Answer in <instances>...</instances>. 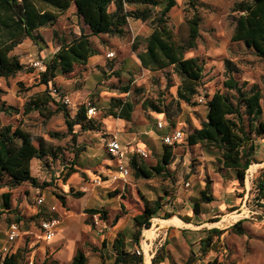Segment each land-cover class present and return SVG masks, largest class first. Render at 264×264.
Masks as SVG:
<instances>
[{
    "label": "trees",
    "instance_id": "trees-1",
    "mask_svg": "<svg viewBox=\"0 0 264 264\" xmlns=\"http://www.w3.org/2000/svg\"><path fill=\"white\" fill-rule=\"evenodd\" d=\"M177 5V0H0V78L9 79L18 73L26 71L14 50L26 39H31L36 44L43 41L39 33L42 28L55 26L60 17L75 6V14L83 27L80 34L75 32L58 33L54 36L59 44V49L49 63L46 71L39 73L38 83L29 87L45 85L47 89L29 98L23 106V114L28 115L38 112L42 117H51L62 114L69 132L76 141L74 133L76 126L81 132L100 131L103 123L97 118L88 117V106L82 104L75 115L69 105L64 103L65 96L55 94V80L59 75L68 76L75 72L79 66H87L92 57L101 54L99 47L93 42L92 37L108 35L124 39L129 35L130 20L149 23L152 31L143 39L144 48L137 53L143 68L151 72H164L172 69L179 78L176 97L167 102L166 99H145L142 108L157 114H164L171 126H176V116L181 112V103L188 106L199 104L197 97L204 78L205 61L199 56L188 58L186 54L197 47L200 38L202 17L196 11L186 20L187 37L178 40L169 23V13ZM114 10L111 11V7ZM162 9L157 10L158 8ZM232 12L234 14V30L231 36L232 43H243L253 50L254 54L264 60V0H237ZM140 45L134 43L133 51H138ZM116 57L112 58L115 60ZM116 63L111 66L115 71ZM118 69V68H117ZM229 77L224 81V91H216L208 97L204 104L207 106V120L202 122L200 129H194L186 139L187 145L217 151V162L222 169L232 170L241 185H244L247 170L255 162L256 142L264 139L263 119V92L256 83L250 85L248 81L241 82L234 74L238 73L237 67L230 61L226 63ZM120 70V69H118ZM29 72H34L30 69ZM118 77L119 72H115ZM20 85H22L20 83ZM132 86L126 85L120 89L126 97H112L109 106L104 110L103 117L112 116L125 121L133 120L136 103L130 99ZM143 92V89H142ZM5 91L0 88V114L13 116L19 114L20 109L7 105L1 96ZM198 102V103H197ZM93 106L95 102H90ZM54 106V107H53ZM175 148L164 145L163 156L155 165L148 164L145 159L133 156L130 169L135 179L150 180L155 177H170L168 167L174 162ZM84 149L75 153L74 165L71 166L63 177V184H67L70 177L78 172L76 167ZM51 154L55 155L52 148L46 147L43 142L36 145L29 132L12 124L0 126V181L8 177L10 186L15 188L25 183H30L36 188H47L51 183L40 184L32 174V162L42 160ZM255 185L260 197L264 198V169L257 178ZM118 194V192L116 193ZM169 195V192H166ZM76 196L81 193H75ZM4 208L11 210V194L4 193ZM63 205L65 197H58ZM163 197L157 200H143L144 207L134 217V234L132 243L137 247L133 251L126 249L123 233H118L113 241L115 261L113 264H145V255L137 253L141 250V241L144 230L151 229L152 220L158 217L163 209ZM215 201L212 190V181L208 180L204 190L200 191L199 198L194 203L195 214L201 213L203 204ZM234 208L232 210H236ZM94 216L100 215L102 221L109 220L106 210H90ZM171 214L163 219L170 218ZM38 216L32 217L37 219ZM49 218V217H46ZM189 221V217H183ZM119 216H116L114 223ZM18 222L23 220L17 217ZM244 221L241 220L231 227L237 235L244 234ZM207 236L201 240V252L207 254L215 250L224 231L210 229ZM219 240V241H218ZM27 250L18 249L15 253L8 254L3 259V264H24ZM104 264V256H101ZM166 257L159 252L152 259V264L165 262ZM44 264H47V260ZM49 264V263H48ZM71 264H88V258L83 250H79Z\"/></svg>",
    "mask_w": 264,
    "mask_h": 264
},
{
    "label": "rangeland",
    "instance_id": "rangeland-1",
    "mask_svg": "<svg viewBox=\"0 0 264 264\" xmlns=\"http://www.w3.org/2000/svg\"><path fill=\"white\" fill-rule=\"evenodd\" d=\"M235 1L237 0H177V5L168 15L169 23L178 40H183L187 37L186 20L192 17L196 11L203 19L197 47L186 54L188 58L199 56L205 61L204 78L199 89L200 96L207 99L216 91H224V81L229 77L226 63L230 61L239 70L238 73L234 74L238 80L241 82L248 81L250 85L256 83L260 86L263 92L264 119V60L257 57L253 50L247 48L243 43L231 42L234 30L232 8ZM162 8L160 7L157 10ZM113 10L114 6L111 7V11ZM150 28L149 23L132 19L129 22V35L124 39L108 35L92 37L93 42L101 50L99 58L91 60L88 66L77 67L73 74L59 78V80L61 79L60 82L55 85L60 97L63 95L70 98L72 104L69 107L73 116L82 104L95 102V106L102 111V117L110 99L112 97H126L127 95L121 94L120 89L130 84L132 86L130 99L136 103L135 110L139 113L134 127H141L146 122L142 108V102L145 99H158L161 97V99L170 102L174 96L176 97L180 80L172 69H167L164 72H148L143 70L138 62L137 53L143 50V39L151 33ZM82 29L86 28L83 27L75 12H73V8L70 9L60 17L55 26L42 28L39 31L44 41H39L36 45L34 41L26 39L14 50L12 54L17 55L21 62L27 66L26 71L18 73L13 78H0V88L5 91V94L1 96L2 101L6 102L7 105H13L20 109L19 114H14L11 117L0 114V126L12 124L14 127H21L31 134L36 145L41 141L46 147L52 148L55 152V155L51 154L42 160L35 159L32 162L33 176L38 179L40 184L51 183L52 186L38 188L37 193L36 187H33L30 183L13 188L10 186L8 177L0 181V249L5 243L9 226L18 222L17 217L22 219L26 217V220L21 224L22 230L26 227H34L38 232L39 221L27 217L31 209L39 210L36 202L37 198L40 195L48 198L53 195L57 198L59 196L64 197L66 194L63 189L66 188L63 186V177L67 170L74 165L75 153L82 149L85 150L86 146L90 145V140L101 138L100 136L95 138L96 136L93 133L81 134L80 127L76 126L74 133L77 134V137L74 141L62 114H57L50 119L42 117L38 112L28 115L23 114V106L26 101L31 96L47 89L45 85H39L30 91L27 90L37 84L40 77V71L33 63L36 61L49 63L54 53L57 52L58 44L54 31L70 33ZM134 43L140 45L137 52L133 51ZM110 52L114 53L115 60L108 58ZM117 62L120 64V70L115 68V71H112V64ZM30 69H33L34 72H29ZM115 72H119L120 76L114 74ZM181 109L180 113L182 114L176 116V126H171L172 131L178 128L186 134L183 142L179 145L180 147L177 148V174L174 177L177 181L180 180V183H176L173 189L176 193H179L180 197H189L188 193L191 192L192 188L186 184L192 180V178L190 179V173H187L191 169V173L192 171L196 173L193 177L195 186H198L201 180L217 179L218 184H213L215 190L219 192L220 186H222L225 194L230 193L233 195L237 205L227 208L224 213H218L217 215H213V213L214 209L222 204L219 200L205 206V208L203 207L205 215H201L202 228H196V221L193 220L194 217L191 211L188 213L185 211L186 203L177 201V218L174 221L180 220L181 224L187 223L184 227L194 231V233L188 234L187 239L184 237L185 233L180 232L177 234L175 231H171L172 227L168 225L172 222H162L157 218L153 219L151 228L153 231L157 229L155 233L157 232L158 236L152 249L148 248L145 242L143 248L141 247L145 255V264H152V259L158 252L161 256L169 258L161 264H264V198L260 197L258 188L255 185L262 171L258 173L254 170L256 168L248 169L244 185L235 180L230 172L225 171V169L220 168L221 171H219L213 157L204 153L201 148L190 147L186 143L189 133L193 131V128H196L195 125L203 121L206 115L205 104L199 103L197 106H188L181 103ZM155 124L156 120L151 122V127L154 130H156ZM128 129L131 133L136 131L135 128L128 127ZM262 140H257V151L260 158L264 157V141ZM92 144L94 146L93 142ZM150 159H153V157L148 160ZM80 161L83 162V165L88 163L85 155ZM200 166L204 170L200 169ZM208 174L209 176H207ZM139 184L142 185L140 189L144 192H146V188H151L155 193L149 194L151 196L156 194L162 196V189L170 190L173 187L163 177H158L150 182H139ZM4 193L11 194V210L4 208L2 197ZM74 196L76 197V195ZM177 197L176 194L175 200ZM140 200L143 204L141 195L131 196V204L128 209L125 208L126 211L133 215L139 214L142 209ZM188 200H190V197ZM234 208L237 209L232 210ZM253 212L258 214H252ZM183 217H189L190 220L187 221ZM241 220L244 221V234L240 236L234 233L231 227ZM99 221H95V223L97 224ZM188 223H191V225ZM210 229H219L224 233L221 235L220 242L215 250L202 254L201 240L207 236V233L201 234V240V236L197 235L202 233L200 232L202 230L207 231ZM155 233L152 234L155 235ZM28 242L29 238L24 236L23 239H18L13 244L9 243L6 248L9 251L10 246L13 251L15 247L27 250L24 264H31V262L38 264L37 259H31V250L26 245ZM149 260L150 263H147Z\"/></svg>",
    "mask_w": 264,
    "mask_h": 264
},
{
    "label": "crops",
    "instance_id": "crops-1",
    "mask_svg": "<svg viewBox=\"0 0 264 264\" xmlns=\"http://www.w3.org/2000/svg\"><path fill=\"white\" fill-rule=\"evenodd\" d=\"M72 8H73V12H75L76 7L73 6ZM80 32L81 30L75 31V33L77 34H80ZM58 49H59V44L57 50ZM100 55L92 57L89 60V62L94 58H99ZM138 62L142 67L139 59ZM116 68L118 69L120 68L119 62L116 63ZM142 69L151 72L150 70H147L143 67ZM63 77L65 76L59 75L55 80V85L57 82H60L61 79L59 80V78H63ZM95 108L98 111L95 115V118L102 120L103 123L101 130L95 132L93 131L81 132V134L93 133L94 136H96L95 138H99V136L101 138L95 139L96 141L95 140L91 141L89 139L90 145L86 146V149L80 155L77 166H75L78 172L74 173L70 177L66 185L63 184L64 188H66L63 189V192H65L66 194L64 196L66 200V204L63 205L60 199L57 198V196L55 195H53L50 198L45 196L46 197L45 205L39 210L31 209L27 215V217L38 216V218L35 220L39 221L38 222L39 226H40V221L43 218L46 217L58 218L60 220V223L56 236L51 241H45L41 236L40 227H38V232L37 230H35L34 227L32 228L26 227L24 230H22L21 224L24 222V220H26V217L23 219V221H21V223H19L22 232L18 239H23L24 236L29 238V242L28 244L26 243V245L29 248V250H31V255H32L31 259H37L38 264H44L46 260H47V264L48 263L71 264L76 253L80 249L85 252L88 258V264H104L103 259L101 257L102 255L104 256V260L106 261V264H113L115 261L113 241L116 238L117 234L120 232L123 233L124 235L126 249L128 251L135 250L137 247L132 243V238L134 234V217L136 215H133L130 212L126 211V209H128L129 205L131 204L130 202L131 196L137 197L141 195L143 200H148V201H154L157 200L159 197H163L164 198L163 209L159 212L158 217L156 218L162 222L163 221L172 222L169 223L168 225L169 227H172L171 231H175L177 234L183 232L185 233L184 237H186L187 239L189 237L188 234H192L194 233V231H190L189 229H186V227H184L187 223L184 222L181 224L180 220L177 222L174 221L177 218L176 216V213L178 211L176 205L177 201L186 203L185 211H187V213L191 211L192 216L194 217L193 220L196 221L195 222L196 228H202L201 223H203V220L201 215H205L204 213L205 206L210 205V204H203L201 206L200 214H195L193 210L194 203L195 201L198 200L200 191L205 189L208 180L212 181L213 196L215 198L214 202H218L217 200H219V202H222V204H220L217 209H214L213 215H217L218 213H224L225 209L237 205L233 195L230 193L225 194L222 186H220L219 192L215 190L216 188L215 186H213V184H218L217 179L215 180L207 179L206 181L201 180L198 186H195V183L193 182V177L196 175V173H194L193 171L191 173V169H189V172L187 173H190V179L192 178V180L188 181L186 184L188 187L192 188L191 192L188 193L190 200H188L189 197L188 198L180 197L179 193H176L175 189L173 188L176 183L177 184L180 183V180L177 181L175 178L176 177L175 175L177 174L176 163L178 161L177 148L180 147L179 145L176 146L175 148L174 162L168 167V172L171 174V178L163 177L165 178L167 183L170 182L171 186L173 187L170 190L162 189L163 192L162 196L157 194L154 196L149 195V194H155L151 188H146V192L140 189L142 185L140 186L139 182H150L158 177H155L150 180H144V179H135L134 176L132 175V177L128 179H118L117 181H114L113 176L116 175L117 173L116 161L109 155L106 146L107 145L106 140L108 141L112 137H117L118 140L124 145L134 143V145L136 144L138 145V147L142 149H146L149 156L148 158L145 159V161L148 164L155 165L158 162V160L163 156L164 153V144L162 142V139L166 134L170 133L173 130V128L170 125L166 126L163 129H159L157 127L158 120L161 121L167 120L164 114H157L152 111L143 110L144 111L143 113L145 114L146 122L143 123L141 127L138 126L134 127L137 120V116L139 114L137 113L138 111L136 110L133 113V120L128 122L121 118H114L112 116L101 117L102 111L96 106ZM205 109H206V115L203 121L195 125L196 128H193V130L200 129L202 122L207 120L208 110L206 104H205ZM155 120H156V124H155L156 130H154V128L151 127V122H155ZM128 127L135 128L136 131L131 133ZM262 141H264V139ZM82 142L85 143L83 140ZM92 142L94 143V146ZM257 144L258 143L256 142V145ZM83 147H85V145H83ZM194 147L201 148V150H203L204 153H207V155L213 157L216 160V164L218 165V170L221 171L220 170L221 166L217 162V157L219 156V153L217 151L207 150L205 148H202L200 145ZM257 149L258 146L256 148V153L254 154L255 162L250 166V168H256L254 170H256L259 173V171H262L264 169V157L261 158L259 157V152L257 151ZM84 155L86 156V160L88 162L87 165H83V162L80 161L84 157ZM150 157H153V159L148 160ZM200 169L204 170L202 166H200ZM219 171L217 172L221 175ZM225 171L230 172L233 178L237 180L234 171L228 169H225ZM207 176H209V174ZM96 179L101 180L99 184L94 183V180ZM35 189L37 190L38 193L39 189L38 188ZM73 192L81 193V195L75 197L74 196L75 194ZM117 192L118 194H116ZM166 192H169V195H167ZM176 194L178 195V197L175 200ZM140 204H141V208H143L144 202L142 204V201L140 200ZM52 207H56L57 210L55 212L52 211L51 209ZM90 210H107L109 214V220L106 222L100 220L99 214L92 216L89 213ZM169 214H171L170 218L163 219L165 215H169ZM116 216H119V219L117 222L114 223ZM95 221L96 222L99 221V222L96 224ZM188 224L191 225V223ZM155 231H157V229ZM155 231H153L152 228L144 230L141 241L142 248L144 242L146 243L148 248L151 249L153 248L158 236L157 232L155 233ZM200 232L202 233H198L197 235L199 237L201 236V234L204 235L206 233V230L205 231L202 230ZM152 233H155V235H153ZM5 239H6L5 243L2 245L0 249V264H3V259L8 254L15 253L19 248V247H15L13 251L10 246L9 247L10 251H9L6 248L7 245L9 243L13 244L14 242L18 241V239L13 242H9L7 240L8 239L7 235ZM201 239L202 236L200 237V240ZM167 259L169 258H166V260Z\"/></svg>",
    "mask_w": 264,
    "mask_h": 264
},
{
    "label": "built area",
    "instance_id": "built-area-1",
    "mask_svg": "<svg viewBox=\"0 0 264 264\" xmlns=\"http://www.w3.org/2000/svg\"><path fill=\"white\" fill-rule=\"evenodd\" d=\"M114 53L111 52L108 54V58H113ZM33 65L38 68V70L41 72H45L47 67L46 63L43 61H36L33 63ZM52 92L55 94H58V91L56 88H51ZM64 103L67 105H71V100L69 97H64L63 98ZM197 100L199 103H205L206 98L203 96H198ZM87 108H88V117L89 118H94L96 113L98 112L95 106H93L90 103H87ZM170 125L169 122L166 121H161L158 120L157 122V127L159 129H163L166 126ZM171 126V125H170ZM185 138V133L181 129H177L174 131H171L170 133L166 134L162 142L164 145L171 146V147H176L180 145ZM107 149L109 152V155L116 161V168H117V173L116 175L113 176V180L117 181L118 179H128L132 177V171L130 169V162L133 156H138L140 158L146 159L148 158V152L146 149H142L138 147V145H134V143L130 144H122L117 137H112L107 141ZM101 180L96 179L94 180L95 184H99ZM39 209H41L46 202V199L44 196L40 195L37 200H36ZM52 211H56V207L51 208ZM252 214H258L257 212H253ZM264 219V218H263ZM60 220L56 217H49V218H43L40 223V232L41 236L45 241H51L57 233L58 227H59ZM21 228L19 223H12L7 232V238L9 242H13L17 240L20 235H21ZM138 254H141L142 250L137 249L136 250ZM33 264V262H31Z\"/></svg>",
    "mask_w": 264,
    "mask_h": 264
},
{
    "label": "bare ground",
    "instance_id": "bare-ground-1",
    "mask_svg": "<svg viewBox=\"0 0 264 264\" xmlns=\"http://www.w3.org/2000/svg\"><path fill=\"white\" fill-rule=\"evenodd\" d=\"M147 263H150V260H149V261H147Z\"/></svg>",
    "mask_w": 264,
    "mask_h": 264
}]
</instances>
